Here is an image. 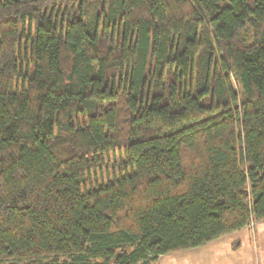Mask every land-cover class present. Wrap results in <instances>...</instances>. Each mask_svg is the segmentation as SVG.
I'll use <instances>...</instances> for the list:
<instances>
[{"label": "trees", "instance_id": "1", "mask_svg": "<svg viewBox=\"0 0 264 264\" xmlns=\"http://www.w3.org/2000/svg\"><path fill=\"white\" fill-rule=\"evenodd\" d=\"M259 221L264 0H0V264H149Z\"/></svg>", "mask_w": 264, "mask_h": 264}, {"label": "crops", "instance_id": "2", "mask_svg": "<svg viewBox=\"0 0 264 264\" xmlns=\"http://www.w3.org/2000/svg\"><path fill=\"white\" fill-rule=\"evenodd\" d=\"M230 234L232 235L234 233L232 232L228 235ZM221 239L225 242L228 240V238L221 236L202 246L186 249V252L160 255L155 261L151 262V264H261L260 261L264 263V259L257 257L258 254L255 251V244L252 245L251 243L253 242H251L249 239H247L249 241H247L245 244L248 247L245 249L248 252L253 251L255 257L254 255L249 256L251 253L247 254L245 251L242 252V246L244 247V244L241 240H235V244L238 246L234 248V252L230 253L227 251L226 253H223V246L215 248ZM232 241H234L233 238L228 242V245ZM224 245L225 248L228 247L227 244ZM244 255H248V257H245ZM262 256H264V254L260 257ZM169 259H171V261Z\"/></svg>", "mask_w": 264, "mask_h": 264}, {"label": "rangeland", "instance_id": "3", "mask_svg": "<svg viewBox=\"0 0 264 264\" xmlns=\"http://www.w3.org/2000/svg\"><path fill=\"white\" fill-rule=\"evenodd\" d=\"M120 158H121V155H120L119 151H116L114 153H110L108 157H105L104 166H101V169L96 171L95 176H93V174L91 176L92 185L102 184L108 180H113V178H115V177L116 178L119 177L120 171H119L118 165L120 162ZM128 173H129V171H128ZM121 174L124 175L123 172ZM88 186H89V184H87V188H88ZM233 233L234 234H232V235L231 234L230 235H228V234L222 235V237L228 238V240L225 242V241H222V239H221L215 248H219V247L223 246V248H224V249H222L223 253H226L227 251L231 253V252H234V248L238 246L235 244V240H241L242 243L244 244V247L242 246V252L245 251V253H247V254L251 253V255H249V256L254 255V257H255V254L253 253V251L248 252L245 249L246 247H248L245 244L247 243V241L250 240L251 242H253V243H251L252 245L255 244V251L258 254L257 257H259L260 259H264V256L260 257L261 255L264 254V221H259L256 223L251 222L248 225H246L244 228H242L238 231H235ZM232 238L234 239V241H232L228 245V242ZM247 239H249V240H247ZM224 244H227L228 247L225 248ZM252 245H251V247H252ZM180 252H186V250L177 251V252H173L170 254H176V253H180ZM244 256L248 257V255H244ZM166 260H168V259H166ZM169 260L171 261V259H169ZM260 263L264 264L262 261H260ZM149 264H151V263H149Z\"/></svg>", "mask_w": 264, "mask_h": 264}]
</instances>
